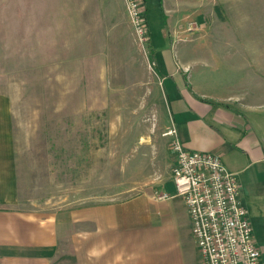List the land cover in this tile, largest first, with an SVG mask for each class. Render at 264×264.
Listing matches in <instances>:
<instances>
[{
  "label": "rangeland",
  "instance_id": "rangeland-1",
  "mask_svg": "<svg viewBox=\"0 0 264 264\" xmlns=\"http://www.w3.org/2000/svg\"><path fill=\"white\" fill-rule=\"evenodd\" d=\"M142 1L143 44L124 0H0L18 209L124 201L172 172L173 70L197 96L264 120V0Z\"/></svg>",
  "mask_w": 264,
  "mask_h": 264
},
{
  "label": "crops",
  "instance_id": "crops-1",
  "mask_svg": "<svg viewBox=\"0 0 264 264\" xmlns=\"http://www.w3.org/2000/svg\"><path fill=\"white\" fill-rule=\"evenodd\" d=\"M100 2L108 8L112 0ZM166 77L168 91L162 86L180 142L219 156L236 177L264 264V120L197 96L179 70ZM18 204L10 100L0 95V264H202L171 172L124 201L42 211Z\"/></svg>",
  "mask_w": 264,
  "mask_h": 264
},
{
  "label": "built area",
  "instance_id": "built-area-1",
  "mask_svg": "<svg viewBox=\"0 0 264 264\" xmlns=\"http://www.w3.org/2000/svg\"><path fill=\"white\" fill-rule=\"evenodd\" d=\"M124 2L138 42L146 43L143 1ZM163 136L169 139L174 160L171 176L175 196L187 206L202 264H259L260 253L236 177L227 171L219 156L186 150L173 126Z\"/></svg>",
  "mask_w": 264,
  "mask_h": 264
},
{
  "label": "trees",
  "instance_id": "trees-1",
  "mask_svg": "<svg viewBox=\"0 0 264 264\" xmlns=\"http://www.w3.org/2000/svg\"><path fill=\"white\" fill-rule=\"evenodd\" d=\"M155 53L153 52V49H150V53H149V60L153 63V65L155 66Z\"/></svg>",
  "mask_w": 264,
  "mask_h": 264
}]
</instances>
